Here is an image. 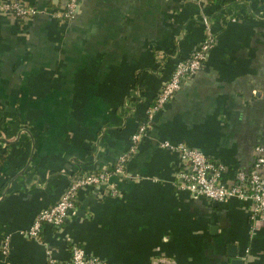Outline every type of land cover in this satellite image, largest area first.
Here are the masks:
<instances>
[{
    "label": "crops",
    "instance_id": "1",
    "mask_svg": "<svg viewBox=\"0 0 264 264\" xmlns=\"http://www.w3.org/2000/svg\"><path fill=\"white\" fill-rule=\"evenodd\" d=\"M25 20L0 11V264H47L70 244L106 264H264V218L251 202L216 203L177 188L182 144L222 166L229 186L264 149V0H19ZM213 47L153 116L108 180L117 193L77 194L63 230L24 235L70 175L111 166L176 62L205 31ZM87 162H90L87 165Z\"/></svg>",
    "mask_w": 264,
    "mask_h": 264
},
{
    "label": "built area",
    "instance_id": "2",
    "mask_svg": "<svg viewBox=\"0 0 264 264\" xmlns=\"http://www.w3.org/2000/svg\"><path fill=\"white\" fill-rule=\"evenodd\" d=\"M79 0H66L63 6L53 12L59 21H69L73 18ZM0 11L11 13L17 20L22 21L33 15L36 10L24 6L19 0H0ZM201 22L205 31L199 44L184 59L175 63L168 78L159 87L154 102L147 107L144 119L140 120L135 131L130 135V144L126 152L121 154L115 163L106 170L105 167L89 173L79 172L69 178L61 196L51 205L41 209L33 218L31 224L24 230L28 238L36 239L43 225L50 226L53 231L61 232L66 220L74 213V201L80 190H89L97 198L115 195L116 188L108 182L114 175L124 173L125 163L134 153L138 141L144 136L153 116L167 103L179 88L183 80L201 68L213 47V35L206 27V19ZM163 147L176 150L182 162V168L176 172L177 188L186 190L209 202L222 203L229 198H238L251 202L248 220L251 225L264 218V149L260 146L253 148V159L246 170H235L231 185L220 181L222 166L207 158L201 151L182 144L174 146L163 142ZM7 242L1 243V255L7 254ZM47 264H106L97 257L86 254L75 244H70L68 257L57 260L47 252Z\"/></svg>",
    "mask_w": 264,
    "mask_h": 264
},
{
    "label": "water",
    "instance_id": "3",
    "mask_svg": "<svg viewBox=\"0 0 264 264\" xmlns=\"http://www.w3.org/2000/svg\"><path fill=\"white\" fill-rule=\"evenodd\" d=\"M213 206H216V203H212ZM227 251H226V254L230 257H232L230 260H229V264H242V260L239 259V258H235L234 257V248L232 245H227Z\"/></svg>",
    "mask_w": 264,
    "mask_h": 264
},
{
    "label": "trees",
    "instance_id": "4",
    "mask_svg": "<svg viewBox=\"0 0 264 264\" xmlns=\"http://www.w3.org/2000/svg\"><path fill=\"white\" fill-rule=\"evenodd\" d=\"M207 1H209V0H207ZM209 3H210V1H209ZM155 95H156V94H155ZM154 99H155V96H154L152 102L148 105V107L151 106V105L153 104ZM89 163H90V162H87V165H88ZM105 169H106V170H109V167H105ZM94 170H96V169H87V170H84V171L82 172V174H83V173H89V172L94 171ZM78 173H79V172H77L76 174H78ZM73 175H75V173L71 174L70 177H72ZM91 194H92V193H91ZM77 203H78V201L75 200V201H74V206H75V207L77 206Z\"/></svg>",
    "mask_w": 264,
    "mask_h": 264
}]
</instances>
